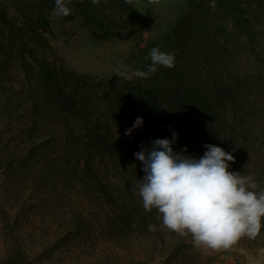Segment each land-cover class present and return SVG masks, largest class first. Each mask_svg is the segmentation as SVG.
<instances>
[{
    "label": "trees",
    "instance_id": "1",
    "mask_svg": "<svg viewBox=\"0 0 264 264\" xmlns=\"http://www.w3.org/2000/svg\"><path fill=\"white\" fill-rule=\"evenodd\" d=\"M184 3L163 50L176 54V66H161L147 79L103 85L50 61L49 55L54 52L49 40L53 36L50 18L54 0H0V106L7 109L8 102H17L20 106L16 107L29 113L18 120L22 136L44 144L57 143L67 165L74 159L85 193L97 195L105 206L116 211L112 220L116 233L127 240L135 238L136 248L158 245L159 261L155 264H212V258L206 260L191 237L169 239L158 212L143 209L133 184L144 177V165L134 153L141 146L150 149L155 139H172L177 133L174 151L187 148L185 155L199 159L207 151L206 144L222 147L235 157L234 162H229V170L234 172L239 153L246 151L240 144L241 118H237L239 110H235L240 103L235 90L237 84L244 83L241 76L224 77L221 66L231 49V36H236L239 46L248 42L254 52L253 47L258 45L254 18L264 16V0H252L251 4L245 0ZM70 7L72 14L61 19L72 22L82 18V27L93 36L116 31L127 38L146 25L145 20L140 22L138 10L124 0H108L107 4L101 0L99 6L91 0H73ZM13 61L17 69L14 74L10 66ZM150 63L148 59L141 70L146 71ZM255 101L253 108L259 113L264 102L262 97ZM137 117H142L144 123L133 128ZM129 129L131 135H126ZM250 153L248 150L246 169L251 163ZM2 157L0 170H9L11 164ZM109 173L115 184L106 179ZM261 173L264 176V168ZM258 185L264 189V178ZM150 224L155 231H149ZM76 230L87 233L90 228L82 218ZM66 238L60 241L64 246ZM258 239L248 240L256 244ZM56 249L58 245L53 251ZM8 256L6 259L15 264L42 261L40 254L34 258L27 254L19 235ZM145 258L137 252L126 262L145 264ZM104 264L115 263L107 260Z\"/></svg>",
    "mask_w": 264,
    "mask_h": 264
},
{
    "label": "rangeland",
    "instance_id": "2",
    "mask_svg": "<svg viewBox=\"0 0 264 264\" xmlns=\"http://www.w3.org/2000/svg\"><path fill=\"white\" fill-rule=\"evenodd\" d=\"M184 7V0H163L162 6L156 8L147 0H140L135 8L140 14V22L145 20L146 25L141 32L127 38L116 31L93 36L82 27V18L64 22L51 14L53 36L49 40L54 52L49 59L56 67H66L95 83H123L125 81L115 75L116 70H123L125 66L131 70L139 69L137 61L143 57L147 64L146 57L152 48L146 46L145 41L151 37L165 39L160 49L165 50L166 41ZM263 17L257 15L254 18L255 44H258L253 47L254 52L248 42L239 46L236 36H231V49L221 66L224 77L241 76L244 83L237 84L235 92L239 95L236 99H240V103L235 110H239L237 118H241L238 122L240 144L246 151L239 153L234 172L251 175L258 184L264 178L261 173L264 168V108L258 113L253 107L259 97L264 102ZM227 25L231 27L229 23ZM10 66L14 74L17 71L15 61ZM18 75L22 77L21 73ZM0 98H3L2 94ZM16 105L20 106L17 102H8L7 109L0 106V156L7 158L5 163L11 164L9 170L7 167L0 170V264H15L6 258L12 249L14 251L17 235L31 258L41 255V264H104L107 260L128 264L126 260L137 252L144 258L148 256L143 260L145 264L158 263L157 244L136 248L135 238L127 240L116 233L112 223L116 211L105 206L97 195L85 193L76 161L71 159L67 165L57 143L44 144L22 136L17 128L18 120L28 117L29 113ZM47 128L51 133L50 126ZM55 138L60 141L59 135ZM247 148L251 151L249 169H246L249 165ZM113 177L109 173L106 179L115 184ZM82 218L89 225L87 233L76 230L78 220ZM163 229L169 232V239L178 236ZM261 232L264 234V229ZM260 236L256 244L242 239L231 251L202 253L206 260L212 258V264H264V235ZM64 237L67 240L65 246L60 242ZM56 245L59 249L53 251Z\"/></svg>",
    "mask_w": 264,
    "mask_h": 264
},
{
    "label": "clouds",
    "instance_id": "3",
    "mask_svg": "<svg viewBox=\"0 0 264 264\" xmlns=\"http://www.w3.org/2000/svg\"><path fill=\"white\" fill-rule=\"evenodd\" d=\"M52 16L66 17L72 14L73 0H54ZM84 3V0H79ZM105 4L108 0H103ZM140 0H124L129 6L138 7ZM99 6L101 0H91ZM153 8L162 6L163 0H147ZM151 63L147 70H131L126 66L117 69L115 75L122 81L134 78L147 79L159 67L174 68L176 54L163 52L158 47L150 50ZM146 65V64H145ZM137 117L133 128L143 125ZM132 129L125 134L131 135ZM172 139H155L151 148L141 146L134 153L143 163L145 173L133 184L142 200L143 209L156 210L162 219V227L181 237H191L194 247L205 254L231 251L242 239L255 240L264 229V189L251 175L230 171L229 162L235 157L222 147L206 144L207 151L199 159L174 151ZM149 231H155L153 225Z\"/></svg>",
    "mask_w": 264,
    "mask_h": 264
},
{
    "label": "crops",
    "instance_id": "4",
    "mask_svg": "<svg viewBox=\"0 0 264 264\" xmlns=\"http://www.w3.org/2000/svg\"><path fill=\"white\" fill-rule=\"evenodd\" d=\"M163 42H164V44H165V39H164L163 41H161V40H159V39H156V38L151 37L150 39H148V40L145 41V45H146V46L150 45L151 48L158 47V48L162 49V48H163ZM164 46H165V45H164ZM137 62H139V63L137 64L139 70H140L141 68H143V67L145 66V64H146V61H145V58H144V57L138 59Z\"/></svg>",
    "mask_w": 264,
    "mask_h": 264
}]
</instances>
